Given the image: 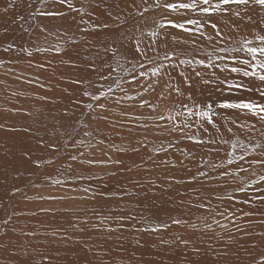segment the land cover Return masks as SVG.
<instances>
[{
    "label": "rangeland",
    "instance_id": "obj_1",
    "mask_svg": "<svg viewBox=\"0 0 264 264\" xmlns=\"http://www.w3.org/2000/svg\"><path fill=\"white\" fill-rule=\"evenodd\" d=\"M153 3L154 0H147L146 4L144 0H72V5L74 8L82 9L81 12H76L70 9L67 3L61 4L58 2V0H0V14H2L0 15L1 16L0 73L5 74L6 75L5 77H7L8 75L12 76L14 74V70H16L14 66L21 65L22 67H27V68H30V66L34 68L40 66L41 69L40 64L43 63L42 64L43 71H41V74L45 73L43 74L45 75L44 78H41L40 75H24L25 77L23 76L21 78V75L18 73V71H15L17 75L12 77L25 80L27 83L31 85L32 84L37 85L36 88L38 91L41 92L45 91L48 94L50 93L48 97L46 94L45 96L41 93L37 94V93L27 92L24 90L22 91L19 89L20 87L17 88L19 90L14 88L10 89V87L0 84V115L6 118L8 117L7 119H3L2 121H0L2 123L8 124V127L5 129H9L13 127L10 130L14 129L13 131H16L15 134L17 133L28 134L30 133L29 129L34 130V132L38 131L37 134L39 135L40 141L42 143L40 146L46 148V146L48 145H56V147L59 148L58 151L49 147L46 149L53 152L55 151L56 154L60 153L59 154L60 157H62L63 153L65 152L64 154L67 155L66 157H68L65 158L67 163L72 161L69 158L71 155L78 154L79 152L85 153L84 158L88 157V159L95 158L94 160H98L96 159L95 154L96 155L99 154L98 156L100 157L101 156L106 157L105 158L106 160L108 157H110L109 155L110 151L106 146L108 145V142L109 144H114V146H117L114 148H122L119 145L118 140L123 138L125 139L126 146L127 148L129 147V151L131 154L130 155L131 157L126 158L124 162L130 163V161H136V159L132 158L133 157L132 150L137 147L140 148V143L138 142L143 141V138H141L142 136L144 137L143 145L145 147H142L141 149L144 157L148 159L150 162L153 161L154 163L162 164V162L164 163L166 160L172 161L173 159H177L176 161H178L177 165L173 168L174 170L170 171V173L167 176L166 174L164 175V173L162 175L157 174L156 171L158 169L157 168L155 169V167L148 168L153 173V178L151 179V182L153 183H150V185L147 186L148 188L146 187L145 183L140 179L137 173L133 174L132 178H129V181L132 183L126 181L128 185L127 183H124L125 182L124 178H122L120 182V184L122 183L121 185L119 183H116L118 179L110 180V181L107 180L108 176H116L117 174L123 173V171H125L123 175L128 174V172H131V170H129L130 168L128 169L124 167L123 171H121L120 169L118 170L116 169L117 174L115 173V175H110L109 171H106L105 175L103 172H101L102 174L101 175L100 172L98 174L96 172H93V169H95L96 166H91L92 167L91 168L90 166L87 167L88 165L85 166L80 164L78 161H72L69 164L72 170H77V169L80 170L79 169L80 166H84L90 169L89 171H87L89 174H91L89 180L91 179V177L92 179H95V181L92 183L95 184L96 186L94 191L95 194L94 193L93 195L90 194L89 201L90 202L93 201L92 203L94 202L99 203L98 204L99 206L97 207H99L100 211L102 212V213L98 212L99 214L97 216V214L96 213L94 214V212L92 211L89 217H86V215L85 217L84 215L82 216L79 215L78 217L75 218V220L78 221L77 224L79 225L73 224L72 226H77L78 228H82L84 230V231L80 230L82 235H88L89 233L91 234L93 232V228L95 226L96 227L99 226L101 228H109L108 230L109 232H117L120 230L127 231L128 229H131L129 230L128 235L134 238L135 240L140 238L146 239L147 235L151 236L148 239H152V238L164 239V238H160L159 235L154 236L156 232L151 231L150 233L147 234L143 232V229L149 228L148 226L152 227L157 225V223L160 224L166 222L165 220L166 215L164 216L163 214L161 215L160 209L157 207L155 208L154 206H156L157 201L163 198L164 196L166 197L169 196L168 199L173 200L174 198V200H176L175 195L182 194V193L176 194L178 190H180V192H185L187 190H190L189 188L190 184L191 185L196 184L200 180L204 179V177L197 176L198 172L202 171L203 168H204V172H207L209 174L208 179L210 180L221 182L232 178V180L234 181H231V183L228 185L229 187L228 189H230L228 190V194L229 195L234 194L238 200H244V199L252 200L253 197L264 195V191H257L258 189H264V181H260L259 179L260 176H264V165H259V164L250 165L248 163L251 160L264 159V155H262L264 154V147H256L254 151L251 150L257 144L264 145V124H261L255 117L247 113H241L240 111L237 110H230V109L218 110L221 111L224 116L229 118L227 122H225V120L223 119L217 118L216 122L220 125V134H217L216 131L207 124H205V127H208L209 131L204 132L203 128L198 127L197 124L195 123L196 120L195 117L192 118V126L188 129H185L184 133H181L179 131L173 132L170 131V129L166 130L164 125H167L168 121L167 120L160 121L157 119L162 114L166 115V106L167 108L177 109L178 105L175 102L184 100L185 103H188L186 99H184L183 97L176 96L175 93H172V96L168 100H158V94L162 89L165 91V93H167L168 91V89L164 88L165 83L171 84L173 88L179 86L181 90L185 92L186 95L188 93H191L193 99L199 102H208V101L220 102L226 99L237 100L244 97H250L256 100L260 99L258 94L255 92L252 93L229 92V90L225 87V85L221 83V81H223L225 78L229 80L238 79L243 83L249 84V86L255 87L258 86L260 83L258 80H249V78H243L238 74L230 73L229 71L221 72L220 68H205L204 66L195 64V60L205 59V61L207 62V54L213 53L212 59L216 64L220 65V67H223L224 64L233 66L232 57L234 56L244 57L245 53L243 51L237 53H233V52L221 53L218 51V49L221 47L239 48L244 40H251L253 42V45H258L259 41L256 40V35L257 34L264 35V9L259 8V6L238 7L233 5L230 6L232 11L226 14L218 13L210 17H207L208 20H211L213 23L217 24L220 32L222 33L223 39L217 36L216 31L212 29L210 26H205L204 28L200 29V31H203L204 33V35L201 36L200 31H196L197 26L195 25H188L189 28L193 29L191 33H185L178 29L164 28L159 30L160 31L159 37H150L149 35L150 31L155 29L157 27V24L161 22L164 18L172 19L176 21H183L187 18H193V19H201V23H204V20L196 13L169 14L167 11L163 9H156L150 7L147 12H144L143 16L138 14L139 12L143 11L145 7L152 5ZM133 5H135V7H133ZM5 7L8 8L7 12L3 11ZM40 11L65 12L68 15L41 16L38 15ZM235 12H239L240 16L237 17L235 15ZM99 13L103 15L102 16L100 14L102 18L99 15ZM104 16L105 18H103ZM249 17L251 19H249ZM81 19H83L87 23H80ZM121 20H126L127 23L122 24ZM93 24L96 25L108 24L109 27L106 29L100 27L96 30H93L91 27ZM41 26H44V28H46L47 31H41ZM82 29H87V30L82 31ZM103 33L106 35H103ZM124 36L139 37L144 44L148 43L150 40L153 39L156 40V44L154 45V50L148 51L149 57L159 56L162 58L165 52H169V53L175 52L176 55L172 57L171 61H162L165 65H169V67L165 71L171 74V79H169L168 76L162 75L160 78V85L157 87L155 93L148 92L145 93L143 96H137L136 99L134 100L122 99L120 103H116V97L124 96L125 92L122 91L120 88L116 87L115 79H120L123 82L122 88L126 90L128 95L136 96V92L138 91V88H136L135 84L126 83L127 80L131 79V75L124 72L121 68L117 67V64H119L122 66L123 69L132 68V63L129 62V59L131 58V54L129 51L131 41L125 40ZM173 37H176V40H173ZM207 37H213V39L209 40ZM184 41H186V43H184ZM9 45H11L12 47L9 48ZM57 45L61 47L60 53H57L55 50ZM110 45L117 47L119 49L115 58H113L111 52L109 53L104 52V48ZM5 49H9V50L5 51ZM24 49H27L30 52L32 51L31 56L26 54L27 52H25ZM37 49H42V50L37 51ZM69 52L74 54L72 55ZM56 54H59L58 57L68 56V55L69 57L68 58L65 57V59L63 58L57 59L58 57ZM15 56H17V60L19 59L21 61L15 60L16 58ZM33 56L36 57V60ZM72 56L74 57L75 61L73 60ZM217 56L224 57V59L223 60L217 59ZM181 59L192 60L193 64L179 65V60ZM37 62L39 63V65H37L38 64ZM90 64H95L96 71H92L90 69L89 67ZM171 64H176L177 67L173 68L171 67ZM105 65H111V67H106ZM147 67H151V66L148 65ZM112 68H116V72L113 74L114 77L113 80L103 81L99 79L101 75H106L109 71L112 70ZM140 70L141 69H139V67L137 66V72H139ZM181 71H183L185 75L191 78L190 87L188 84L184 83V77L180 75ZM196 71L202 73L201 77L195 76ZM48 74L55 76L54 78L55 82H53V84L47 82V77L50 76ZM75 80H87V81H91L92 83L84 84V85L76 84V83L72 84L71 81H75ZM204 80H209L210 83L205 84L203 82ZM148 82H151V80H149ZM94 84H104L105 88H107V86L111 84L112 88L114 89V92L112 94H110L107 97H103L101 98L100 101L96 102L106 105V110H101L96 108L95 111H93L84 107L86 103L90 102L88 97H85L83 95L84 90L87 89L88 91L93 93L99 91L98 88L93 86ZM73 85L75 86V88H73ZM71 87L73 88V90ZM50 89L52 92L50 91ZM68 92H70V94ZM65 94L67 95L65 96ZM141 99H146L150 101V103L154 105L158 104L159 106L156 107L155 110H153L148 106L139 107V103ZM77 101H80L81 103H76ZM123 107H125V110ZM100 117H107V119H102ZM182 120H183L182 116L176 118L177 123H180ZM232 120H235L236 123H232ZM62 121H63V125L66 127L69 123L70 127L66 128L68 131L62 125L61 123ZM155 123H159L161 127L144 128L141 126L145 124L153 125ZM242 123L245 126L239 127V125H241ZM72 124L73 125L75 124V126L72 127L71 126ZM251 125H255V127L252 128L250 127ZM228 128H231L232 131L229 132ZM159 130L161 131L160 132L161 134H158ZM51 131H53L54 133H52ZM69 132L71 133V136H69ZM85 132L86 133L90 132L89 133L90 135L94 134L95 135L93 137L94 139L91 138L90 135H85ZM186 136H197L204 138L206 141L212 139L215 140L216 143L212 144L206 142L203 144H196L192 140L187 139ZM16 138L17 136H13L12 141ZM105 138L108 139L104 140ZM100 139L101 140L103 139L106 145L105 144L103 145V143L102 144L98 143ZM150 139L153 140L156 139V142H150L149 141ZM28 140L34 142V140L30 138ZM63 140L65 141L63 142ZM76 140L77 141L82 140L85 145L84 144L78 145L79 147L77 146L76 149L73 148L72 143ZM225 141H227V143H225ZM234 141L242 142L243 144L248 146L250 151L248 155L245 157L244 161H240L237 159L235 161L236 163L234 162L235 164L229 165L227 163L229 154H233L237 158L243 154V150L239 147V145H237L235 149L232 147ZM56 142L57 144H55ZM90 142L92 143L90 144ZM170 142L174 144V147L168 149L167 152H160L159 154H155L152 151L154 147H159L162 144L165 147H167V145ZM68 147H71L73 149V150H69L71 154L67 152ZM31 149L34 150L35 156H39L37 155L38 153L40 154L41 157H43L41 154L42 153L41 149L37 150L36 145L29 148V150ZM111 150H113V148H111ZM50 151L47 152L48 157H46L45 160L51 159L53 163L54 164L56 163L57 165L58 162L61 161L62 159H59L60 157L58 156V154L54 155L52 154V152L50 153ZM192 155L197 156L195 163L196 171L194 170L195 174L193 175V176H197V179L191 180V182H189L190 178L193 176L187 177L186 174L183 173V171L186 169L187 161L192 157ZM204 155H207L209 160L206 161ZM9 160L10 159L6 160L4 158H0V173L5 174V177L3 175H0V179H1L0 180V243L1 241L5 240L6 237L8 239V237L10 238L11 235H14L15 231L18 228H20V226L22 227L25 226L26 228L30 227L31 230L34 231V233L37 235L42 234L41 233L42 230L47 229L49 231H53L55 227H60L59 232L61 230L63 231L64 229H66V225L59 224V225H53L54 226L53 227L52 225H50L52 224V222L49 223L50 219L46 217L42 218V214L47 210H49V208H51L50 202L47 203L44 202L42 199H38V197L40 198L43 197L44 195L38 197L34 196L36 198L33 199L35 201V204L38 205V207H41L42 210L40 212H37L36 214L33 215L31 214V217L37 216L38 214L40 220L37 221L35 219V221L32 222H30V220L15 221L16 219L14 220L13 217H16L18 215L12 214L9 215L8 217L6 216V212L8 208L18 207L19 205L21 206L22 203L23 204L29 203L30 198H34L31 195L34 194L35 190L39 189V187L37 186L33 187V185H36V180H35L37 178L36 174H35V179H27L26 174H28L27 173L28 170L24 171V174L22 173L21 170L16 171V168L19 165H16L17 164L16 161L10 163ZM53 163L43 164V166L49 168V166H52ZM71 164L73 166H71ZM213 164H222L224 169H230L236 172L237 173L235 175L236 179H234V176L222 179L218 175L219 170L212 168ZM69 165L67 164V166ZM240 165H243V167L247 168L248 171L246 172L239 171ZM11 170L13 173H10ZM188 170L191 171L190 168ZM57 171L58 170H55L47 174L45 176L46 179L45 183H49L50 184L49 186L51 188L61 187L62 189L70 193L69 196L74 195L76 197L77 195V198L80 199L79 192L84 191V188H80L81 186L79 187L76 186L75 182L76 184H79L77 182L82 183V181H84L83 179L84 174L82 175L80 174L81 175V179H80V175H77L78 177L76 175H74L75 177L74 176L64 177L63 173H60L59 175L58 174L55 175ZM18 174H23V175L19 177ZM7 175H10L9 178ZM131 175L132 174L128 176ZM49 176H51L53 179H59L63 181V183L60 185H56L47 179V177ZM70 179L71 180L74 179L73 180L74 183L70 182ZM76 179L77 181H75ZM101 179L104 180L105 182L112 181L111 183L114 182L116 185H120V186L116 187V185H114L116 190L114 189L113 186H109V185L107 187L101 185L103 186L101 187L98 185L99 184L98 182ZM178 180L181 181V183H177L176 181ZM254 181L255 183H253ZM242 184L245 186L251 185V187H247L246 193L232 192V189ZM68 185L71 186L69 187ZM144 188L147 189L148 191L145 190ZM17 189H19V191H17ZM117 190H119V192ZM123 190L125 191L123 192ZM126 191L128 192V194ZM106 192L107 194H105ZM129 193L130 195H132L131 197L129 196ZM143 193L144 195H142ZM156 194H158V196ZM216 194L223 195L224 191ZM190 196L189 199L192 201L194 195L190 194ZM208 198L212 199V194ZM133 200L134 203L137 202V200L143 202L142 206L144 207L145 205L146 207H149L150 212L148 214H145L146 212L143 211V207L134 205L132 202ZM121 201L123 202L121 203ZM148 201L150 203H148ZM201 201L202 200H200V202ZM203 201L206 200L203 199ZM211 202L213 208H215L217 212H223L225 208H227L228 213H233V212L235 213V216H228V219H225L224 217L221 216H216V219L220 221V224L223 223L232 224L236 219H238L242 215L241 214L242 209L243 211L247 212L250 207H253L252 204H236L235 202H229L227 200L218 201L215 199L212 200ZM253 203L255 204V207L260 210L259 213L264 214V201L254 200ZM46 204L48 205L46 206ZM151 205L153 206L151 207ZM193 206L194 205H192V207ZM195 208L196 210L198 209L197 207ZM137 210L138 212H136ZM200 211L201 209L197 210L196 213H199ZM202 211L200 212V214H197L195 218L194 217L192 218L191 216V219L188 220L189 224H195L198 227L200 225H204L209 219L212 221V215L214 214L210 215L206 210H202ZM124 213L125 215L127 214L126 215L127 217L123 215ZM228 213H226V215H228ZM121 216L124 217V221L119 219ZM162 216L163 219H161ZM98 220L100 223L98 222ZM5 221H7V223H5ZM147 222L151 225H148ZM181 228L185 233H188V230L193 229L192 227H189L188 224H182ZM136 229H138L137 231H140V233L135 232ZM160 231H164V229H161ZM253 232H251V238L254 242V244H252L251 246L252 249H253V245L256 246L257 244L256 240L260 241L262 238H264V229L257 226V230L254 229ZM3 233L4 234L6 233L5 234L6 236ZM203 235H205L203 232L193 233L192 239H199V237ZM243 237H241L240 239H242ZM64 238L65 241L63 243L72 241L70 237H64ZM165 238L174 240V236L172 234H169ZM227 243L228 246L231 249H233L234 251L233 254L236 255L234 257L242 256L244 255L245 251H247L246 250L247 248L244 247L243 250L240 251L236 247V245L232 243L230 239L227 241ZM229 243L232 244L230 245ZM42 244L47 245L48 247L51 248L56 247V243L53 240H44ZM96 245L98 246L99 243ZM94 246L92 247L93 249L95 248ZM210 248L214 249L213 247ZM210 248H208V250H210L211 252H207L203 254L201 252L198 253V251H194L195 249L194 247L191 249V252L194 253V254L192 253L193 255H195L197 252V255L195 256L203 259L197 262V264L198 263L204 264L203 263V261L205 260L204 257L212 258L214 261L221 259L220 253L222 252L216 250H219V248L223 249V246L220 245L219 247H217L214 250L216 252L214 254H213L214 251H212Z\"/></svg>",
    "mask_w": 264,
    "mask_h": 264
},
{
    "label": "bare ground",
    "instance_id": "obj_2",
    "mask_svg": "<svg viewBox=\"0 0 264 264\" xmlns=\"http://www.w3.org/2000/svg\"><path fill=\"white\" fill-rule=\"evenodd\" d=\"M90 6V5H89ZM93 7V6H92ZM96 9V8H95ZM101 9V8H100ZM102 10V9H101ZM100 10V11H101ZM99 11V10H98ZM103 13V12H102ZM101 13H99L100 15ZM2 15V14H0ZM68 15V14H67ZM98 15V14H97ZM98 15V16H99ZM102 15V14H101ZM100 15V16H101ZM105 15V14H104ZM7 16V15H6ZM103 16V15H102ZM101 16V18H102ZM108 16V15H107ZM106 16V17H107ZM127 16V15H126ZM105 18V16L103 17ZM1 19V16H0ZM1 24V23H0ZM48 26V25H47ZM44 27V26H43ZM17 28V27H16ZM106 29V28H105ZM104 29V31H105ZM15 30V29H14ZM37 30V29H36ZM59 31V30H58ZM16 33V31H15ZM20 34V33H19ZM103 35H106L103 33ZM43 36V35H42ZM18 37V36H17ZM37 37V36H35ZM41 37V36H39ZM11 39V37H10ZM16 39V38H15ZM44 39V38H43ZM39 41V40H38ZM42 41V40H41ZM10 42V41H9ZM68 45V44H67ZM23 48V47H22ZM21 48V49H22ZM35 50V49H34ZM33 50V51H34ZM42 50V49H41ZM32 52V51H31ZM35 53V52H34ZM41 53V52H40ZM71 53V52H69ZM86 53V52H85ZM27 54V53H26ZM72 54V53H71ZM74 54V53H73ZM72 54V55H73ZM127 54V52H126ZM40 55V54H39ZM57 57L59 56V54H56ZM55 55V56H56ZM67 55V54H66ZM38 56V55H37ZM50 56V55H49ZM15 60H17V56H15ZM34 57V56H33ZM65 57H69L68 56H61L58 57L57 59L63 58L65 59ZM111 57V56H110ZM36 60V57H34ZM54 58V57H53ZM73 60L74 57L72 56ZM28 59V58H26ZM87 59V58H86ZM19 60V59H18ZM17 60V61H18ZM23 60V59H22ZM81 60V59H80ZM6 61V60H5ZM21 61V60H19ZM57 61V60H55ZM61 61V60H60ZM75 61V60H74ZM12 62V61H11ZM30 63V62H29ZM38 63V62H37ZM10 64V63H9ZM8 64V65H9ZM36 64V63H35ZM43 63H41L40 65H42ZM5 65V64H4ZM17 65V64H16ZM39 65V63L37 64ZM46 65V64H45ZM44 65V66H45ZM16 70H14V74L12 76H16L17 74L15 73V71H18V73L21 75V78L24 75H40L41 78H44L45 73L41 74L42 67L40 69V66L37 68L31 67L27 68V67H22L21 65H17L14 66ZM29 67V66H28ZM49 67V66H48ZM59 67V66H58ZM51 68V67H50ZM54 69V68H52ZM58 69V68H57ZM46 71V70H45ZM4 72V71H3ZM8 72V71H7ZM63 74V73H62ZM50 75V74H48ZM74 75V74H73ZM3 73H0V84L5 85L7 87L14 88L17 89L19 88L20 90H24L27 92H31V93H41L43 95H49L48 93L41 92L38 91L35 84H29L27 83L25 80H22L20 78H16V77H12V76H7ZM66 76V75H65ZM25 77V76H24ZM55 76L54 75H50L47 77V82H49L50 84H53V82H55L54 80ZM121 78V77H120ZM33 79V78H31ZM57 79V78H56ZM61 80V79H59ZM73 84V83H72ZM57 85V84H56ZM40 87V86H39ZM47 87V86H44ZM62 87V86H61ZM36 88V89H35ZM42 88V87H41ZM40 88V89H41ZM57 88V87H56ZM72 88V87H71ZM73 88H75V86L73 85ZM72 88V90H73ZM132 88V87H130ZM137 88V86H136ZM17 89V90H19ZM39 89V90H40ZM45 89V88H44ZM47 89V88H46ZM16 90V91H17ZM58 90V89H57ZM76 90V89H74ZM51 91V89H50ZM62 91V90H61ZM11 92V91H10ZM52 92V91H51ZM72 92V91H71ZM15 93V92H14ZM18 93V92H17ZM56 93V92H55ZM60 93V92H58ZM70 94V92H68ZM53 94V93H51ZM42 95V96H43ZM45 95V96H46ZM59 95V94H57ZM64 95V94H63ZM67 94H65L66 96ZM61 96V95H60ZM154 96V95H153ZM4 97V95H3ZM49 97V96H48ZM124 96H121V98ZM35 98V97H34ZM52 98V97H51ZM89 99V98H88ZM65 100V99H64ZM74 100V99H73ZM54 101V100H53ZM129 102V101H128ZM57 105V104H56ZM55 105V106H56ZM117 105V104H116ZM115 105V106H116ZM54 106V105H53ZM118 106V105H117ZM20 107V106H18ZM26 107V106H24ZM52 107V106H51ZM59 107V106H58ZM119 107V106H118ZM55 108V107H53ZM125 110V107H123ZM57 109V108H56ZM114 109V108H113ZM117 109V108H116ZM131 109V108H130ZM33 110V109H32ZM115 111V110H114ZM135 111V110H133ZM132 113V111H131ZM130 113V114H131ZM134 114V113H133ZM23 115V113H22ZM132 115V114H131ZM8 118V117H7ZM6 117L0 115V121H2L3 119H7ZM66 118V117H65ZM10 119V118H9ZM71 120V119H70ZM64 121V120H63ZM63 121L61 122L63 125ZM66 122V121H65ZM66 124V123H64ZM61 125V124H60ZM64 126V125H63ZM72 127L75 126V124L71 125ZM104 126V125H103ZM8 127V124L6 123H2L0 122V158H4L6 160L10 159L9 162L12 163L13 161H16V165H19L16 168V171L21 170L22 173L24 174V171L28 170L26 174V178L27 179H35V174L37 176L36 180V185L39 187V189L34 191V194H32L31 196H46V197H63V199H42L41 197L38 199H42L44 202H47L51 204V208H49V210H47L46 212H44L42 214V218L46 217L48 219H50L49 223L52 222V224L50 225H66V229H64L63 231L61 230L59 232L60 227H55V229L53 231H49V230H42V234L37 235L34 233V231L31 230L30 227H22L20 226V228H18L15 231L14 235H11L10 238L6 237L5 240L1 241L0 243V264H197V262L203 260L200 257H197L195 255H197V252L195 255H193L194 253L191 252V249L194 247L195 249H198V253L201 252L203 253H207V252H211L210 250H208V248L213 247L214 249H211L212 251H214L217 247H219L220 245L223 246V249L216 250V251H220L222 253H220V257L221 259H218L217 261H214L212 258L209 257H204L205 260L203 261L204 264H255L256 261H258L261 257H264V238H262L260 241H257V244L255 247H253L252 249V244H254L252 238H251V232H253V230H257V226L264 229V214L259 213L260 210L256 207H250L249 208V212L254 213V215L251 216H243V209L241 212V216L236 219L232 224H226L227 227L226 228H221L220 226H218L215 223H212L213 221H211L210 219L206 222V223H210L212 224V229L208 230L206 228H204V225H200L195 229L192 230H188V233L183 232L181 225H174L171 224V218H179L181 220H190L191 216L192 218L196 217L197 214L196 213L197 209L192 205H196L200 202V200H203L205 198H208L211 194H213V192L215 191V193H219V192H223L224 190L220 187L222 184L227 183V185H229L231 183L232 178L225 180V181H221V182H216L210 179H202L199 182H195L196 184H190L189 188L190 190H187L185 192H180V190L177 191L176 194L178 193H182L179 195H175V199H168V197L164 196L163 198H158L160 200L157 201L156 206H154L155 208H159L161 211V215L163 214L166 215V222L167 224L170 225V227L164 229V231H159L156 232L154 234V236L159 235L160 238H164V239H148L151 236L147 235L146 239H137L135 240L134 238L130 237L128 235L129 230L127 231L125 230H120L117 232H109V228H101V227H94L93 228V232L88 235H82L81 231H84L82 228H78L77 226H72L74 225H79L77 224L78 221L75 220L76 217H78L79 215H86V217H89L90 213L93 211L94 214L96 213L97 216L98 214L101 212L98 204L99 203H92L89 201V197L90 194L93 195L94 191H95V184H93L92 182L95 181V179H91L89 180L91 174H89L87 171H89L90 169L84 166H80V170H72L70 167V163L72 162H68L66 161L65 158L67 155H65L63 153V156L60 157V153L58 154V156L60 157L59 159H62L61 161H57L58 164L56 165V163L52 166H49V168H46L42 165V167H36L35 164L33 163V161L35 160H40V161H44L46 157H48V151L46 148H48V146H46V148L41 147L40 145L42 144L39 138V135L37 134L38 131L34 130H30V133H16V131L10 130L13 127L9 128V129H5ZM65 129L70 127L69 123L66 126H64ZM90 127V126H89ZM88 127V128H89ZM16 128V127H15ZM55 128V127H54ZM86 128V127H85ZM64 129V130H65ZM76 129V128H75ZM36 130V129H35ZM67 130V129H66ZM70 130V129H69ZM168 130V129H166ZM42 131V130H41ZM68 131V130H67ZM72 131V130H71ZM70 131V132H71ZM80 131V130H77ZM76 131V132H77ZM107 131V130H106ZM171 131V130H170ZM169 131V132H170ZM52 133H54L53 131H51ZM50 132V133H51ZM64 132V131H63ZM69 132V133H70ZM74 132V131H73ZM82 132V131H81ZM80 132V133H81ZM104 132V131H103ZM115 132V131H114ZM113 132V133H114ZM118 132V131H117ZM161 131L159 130V133L157 131L158 134ZM166 132V131H165ZM43 133V132H42ZM56 133V132H55ZM84 133V131H83ZM86 133V132H85ZM90 133V132H89ZM116 133V132H115ZM67 134V133H65ZM75 134V133H74ZM77 134V133H76ZM49 135V134H48ZM55 135V134H54ZM82 135V134H81ZM80 135V136H81ZM121 135V134H120ZM13 136H17L16 139H14L12 141V137ZM66 136V135H65ZM79 136V139H80ZM91 138H93L95 135L91 134L90 135ZM82 137V136H81ZM125 137V136H124ZM128 137V136H127ZM32 139L34 140V142H31L28 139ZM56 138V136H55ZM77 138V137H76ZM90 138V139H91ZM96 138V137H95ZM104 138V137H103ZM121 138V137H120ZM141 138H143L144 141V137L142 136ZM82 139V138H81ZM87 139V138H86ZM94 139V138H93ZM108 138H105L104 140H106ZM115 139V138H114ZM158 139V138H157ZM52 140V139H51ZM101 140V139H100ZM103 140V139H102ZM103 140V141H104ZM65 140H63L64 142ZM77 141V140H76ZM86 141V140H85ZM142 141V142H143ZM150 142H156V139H150ZM59 142V141H58ZM62 142V143H63ZM119 145L122 148H114L117 146H114V144H109L108 145L105 144V141L103 143V145L105 144L108 149H109V155L113 160H119L122 163L121 164H108V165H96V168L93 169V172H96L97 174L100 172H103L105 175L106 171L110 172V175H112V173H116V169H120L121 171L124 170L125 168H130L131 172H128V174L123 175V173L125 171H123V173L121 174H117L116 176H108L107 180H115L118 179L116 181V183L121 182L122 178H124V183H127L126 181H129V178H132L133 174H138L140 179L145 183L146 187L150 185L151 179L153 178V173L148 169V168H157L158 170L156 171L157 174L162 175L164 173V175L166 174V176L170 173V171L174 170L173 168L177 165L178 161H176L177 159H173L172 161H165L164 163L162 162V164H157L154 163L153 161H149L148 159H146L143 155L142 152V147H145L144 145L141 146L140 144V151L136 152L132 150V154L134 159H136V161H130V163H125L124 161L126 160V158L131 157L130 155V151H129V147L127 148L126 146V142L125 139H119L118 140ZM36 143V144H35ZM89 143V142H87ZM92 142H90L91 144ZM124 143V144H123ZM57 144V142L55 143ZM37 146V150L41 149V154L43 157L40 156V154L37 153V155L39 156H35L34 155V150L31 149L29 150V148L33 147V146ZM61 145V144H60ZM85 145V144H84ZM70 146V145H69ZM87 146V145H86ZM79 147V146H78ZM119 147V146H118ZM50 148V147H49ZM58 148V147H56ZM111 148H113V150H111ZM59 149V148H58ZM66 149V148H65ZM76 149V148H75ZM107 149V150H108ZM119 149V150H118ZM67 150V149H66ZM69 150H73L71 147H68V151ZM46 151V153H45ZM76 151V150H75ZM78 151V149H77ZM95 151V150H94ZM29 153L31 156V159L27 158L24 154L25 153ZM52 152V154L57 155L56 152L54 151H50V153ZM208 152V151H207ZM75 153V152H74ZM145 153V152H144ZM257 153V152H256ZM69 154H71L69 152ZM150 154V153H149ZM34 155V156H33ZM90 155V154H89ZM99 155V154H98ZM95 154L96 159L99 160H105L106 157L104 156H98ZM261 155V154H259ZM159 156V155H158ZM206 161L209 160V158L207 157V155H204ZM160 157V156H159ZM168 157V156H167ZM252 157V156H250ZM70 158V157H69ZM94 158V157H93ZM174 158V157H172ZM171 158V159H172ZM177 158V157H176ZM196 158L197 156L192 155V157L190 159H188L187 161V166L186 169L183 171L184 174H186L187 177H191L193 176L194 170L196 171L195 168V163H196ZM259 158V157H258ZM64 159V160H63ZM88 159V157H87ZM95 159V158H94ZM108 159V158H107ZM106 159V160H107ZM48 160V159H47ZM128 160V159H127ZM130 160V159H129ZM217 160V159H216ZM259 160V159H258ZM195 161V162H194ZM214 161V160H213ZM156 162V161H155ZM9 163V164H10ZM124 163V164H123ZM236 163V162H235ZM233 163V164H235ZM67 164L69 166H67ZM157 164V165H156ZM232 164V165H233ZM75 165V164H74ZM180 165V164H179ZM178 165V166H179ZM71 166H73L71 164ZM86 166V165H85ZM235 166V165H234ZM241 166V165H240ZM5 167V166H4ZM70 167V168H69ZM91 167V166H90ZM180 167V166H179ZM203 167V166H202ZM6 168V167H5ZM73 168V167H72ZM77 168V167H76ZM92 168V167H91ZM115 168V169H114ZM190 168L191 171H189L188 169ZM8 169V168H7ZM54 169V170H53ZM75 169V168H74ZM146 169V170H145ZM178 169V168H177ZM180 169V168H179ZM55 170H58L55 175H59L60 173L64 174V177L66 176H74V175H82L84 181H82V183L77 182L79 184H76V186H81L80 188H87L89 189L88 193L82 191L79 192L78 195L80 196V199L77 198L74 195L69 196L70 193L64 189H62L60 186V188H51L49 185V183H45V176ZM95 170V171H94ZM127 170V169H126ZM86 171V172H85ZM198 171V170H197ZM202 171H204V168L202 169ZM7 172V171H6ZM10 173H13L12 170L10 171ZM172 173V172H171ZM181 173V171H180ZM182 173V174H183ZM197 173V172H196ZM23 174H18L19 177H21ZM132 174L131 176H128ZM147 174V175H146ZM0 175H3L5 177L4 173H0ZM17 175V174H16ZM81 175H80V179H81ZM102 175V174H101ZM179 175V174H178ZM245 175V174H244ZM8 178L10 175H7ZM41 176V177H40ZM62 176V175H60ZM124 176V177H123ZM185 176V175H182ZM181 176V177H182ZM30 177V178H28ZM75 177V176H74ZM73 177V178H74ZM78 177V176H77ZM76 177V178H77ZM170 177V176H169ZM236 176H234V179ZM94 178V177H93ZM135 178V177H134ZM61 179V178H60ZM103 179V178H102ZM100 180L98 183L99 186L103 185L105 187L109 186H113L116 185L114 182H105L104 180ZM1 180V179H0ZM15 180V179H14ZM34 180V181H35ZM65 180V179H64ZM74 179H70V182H73ZM181 180V179H180ZM66 181V180H65ZM77 181V179L75 180ZM79 181V179H78ZM179 181V180H178ZM183 181V180H182ZM198 181V180H197ZM238 181V180H237ZM69 182V183H70ZM130 182V181H129ZM135 182V181H134ZM137 182V181H136ZM74 183V182H73ZM132 183V182H130ZM142 183V182H141ZM239 183V182H238ZM237 183V185H238ZM122 184V183H121ZM120 184V185H121ZM235 184V183H233ZM232 184V185H233ZM9 185V184H8ZM25 185V184H24ZM120 185H116V187H119ZM126 185V184H125ZM128 185V183H127ZM142 185V184H141ZM195 185V188H194ZM7 186V185H6ZM69 186V185H68ZM71 186V185H70ZM69 186V187H70ZM101 186V187H103ZM131 186V185H130ZM144 186V184H143ZM186 186V185H185ZM234 186V185H233ZM74 187V186H73ZM72 187V188H73ZM123 187V186H122ZM168 187V186H167ZM15 188V187H14ZM75 188V187H74ZM111 188V187H110ZM139 188V186H138ZM148 188V187H147ZM150 188V187H149ZM229 188V187H228ZM8 189V188H7ZM70 189V188H68ZM79 189V188H77ZM99 189V188H98ZM105 189V188H104ZM112 189V188H111ZM114 189L116 190V188L114 187ZM128 189V188H127ZM145 189V188H144ZM143 189V190H144ZM155 189V187H154ZM153 189V190H154ZM182 189V188H181ZM195 189V190H194ZM75 190V189H73ZM101 190V189H100ZM138 190V189H137ZM147 190V189H145ZM152 190V189H150ZM230 190V189H228ZM250 190V189H249ZM254 190V189H253ZM72 191V190H71ZM78 191V190H77ZM119 192V190H117ZM125 190H123L124 192ZM130 191V190H129ZM142 191V190H141ZM148 191V190H147ZM174 191V190H173ZM76 192V191H75ZM99 192V191H98ZM117 192V193H118ZM122 192V191H120ZM127 192V191H126ZM143 192V191H142ZM145 192V191H144ZM73 193V192H72ZM116 193V195H117ZM163 193V192H162ZM168 193V192H167ZM31 194V193H30ZM36 194V195H35ZM95 194V193H94ZM107 194V192L105 193ZM115 194V193H114ZM128 194V192H127ZM140 194V193H139ZM138 194V195H139ZM146 194V193H145ZM159 194V193H158ZM158 194H156L158 196ZM166 194V192H165ZM190 194H193V199L192 201L189 199ZM12 195V194H11ZM91 195V197H92ZM144 195V193L142 194ZM152 195V194H151ZM172 195V196H174ZM43 196V197H44ZM97 196V195H95ZM123 196V195H122ZM129 196L131 197L132 195ZM146 196V195H145ZM153 196V195H152ZM107 197V196H106ZM114 197V196H113ZM117 197V196H116ZM115 197V198H116ZM140 197V196H139ZM143 197V196H142ZM141 197V198H142ZM192 197V196H190ZM34 198H30L29 203H25L18 207H11L7 209L6 212V216L8 217L9 215H18L16 217H13L15 221H25V220H30V222L35 221V219L38 221L39 216L37 214V216H33L31 217V214H36L37 212H40L42 210L41 207H38V205L35 204V201L33 199ZM104 198V197H103ZM121 198V197H120ZM156 198V197H155ZM122 199V198H121ZM120 199V200H121ZM144 199V198H143ZM196 199V201H195ZM12 200V199H11ZM97 200V199H95ZM107 200V199H106ZM141 200V199H140ZM157 200V199H156ZM206 200V199H205ZM215 200V199H211ZM13 201V200H12ZM111 201V200H110ZM109 201V202H110ZM125 201V200H124ZM143 201V200H142ZM207 201V200H206ZM204 201V202H206ZM114 202V201H113ZM123 201H121L122 203ZM131 202V201H130ZM134 205H138V206H142L143 202L138 201L134 203V200L132 201ZM62 203V204H61ZM111 203V202H110ZM117 203V202H116ZM148 203H150L148 201ZM212 203V202H211ZM154 204V203H153ZM48 204H46L47 206ZM111 205V204H110ZM115 205V204H114ZM120 205V204H119ZM124 205V203H123ZM122 205V206H123ZM149 205V204H146ZM44 206V205H43ZM45 206V207H46ZM102 206V205H101ZM153 205H151L152 207ZM103 207V206H102ZM128 207V206H127ZM126 207V208H127ZM143 207V206H142ZM48 208V207H47ZM105 208V207H104ZM115 208V207H114ZM129 208V207H128ZM127 208V209H128ZM135 208V206H134ZM113 209V208H112ZM133 209V208H132ZM107 210V208H106ZM139 210V209H138ZM138 210L136 212H138ZM158 210V209H157ZM103 211V210H102ZM143 211H145V214H148L150 212L149 207H146L144 205L143 207ZM247 211V212H248ZM99 212V213H98ZM110 212V211H109ZM115 212V211H114ZM122 212V211H121ZM124 212V211H123ZM126 212V211H125ZM203 212V211H202ZM102 213V212H101ZM107 213V211H106ZM111 213V212H110ZM109 213V215H110ZM116 213V212H115ZM154 213V212H153ZM93 214V213H92ZM121 214V213H120ZM140 214V213H139ZM108 215V216H109ZM124 216L125 213L123 214ZM131 215V214H130ZM138 215V214H137ZM153 215V214H152ZM94 216V215H93ZM107 216V215H105ZM104 216V217H105ZM139 216V215H138ZM149 216V215H148ZM160 216V215H159ZM163 216L161 219H163ZM201 216V215H199ZM198 216V217H199ZM3 217V216H2ZM117 217V216H116ZM127 217V216H126ZM132 217V216H131ZM161 217V216H160ZM238 217V216H237ZM41 218V219H42ZM158 218V217H157ZM89 219V218H86ZM108 219V218H107ZM128 219V218H127ZM132 219V218H131ZM137 219V218H136ZM13 220V219H12ZM95 220V219H94ZM241 220V222H240ZM88 221V220H87ZM104 221V220H103ZM124 221V220H123ZM147 221V220H146ZM155 221V220H154ZM159 221V220H158ZM163 221V220H161ZM230 221V219H229ZM99 222V220H98ZM122 222V221H121ZM156 222V221H155ZM240 222V223H239ZM86 223V221H85ZM100 223V222H99ZM108 223V222H106ZM160 223V222H159ZM164 223V222H163ZM228 223V222H227ZM145 224V223H144ZM148 225H151L147 222ZM158 224V223H157ZM88 225V224H86ZM154 225V224H153ZM82 226V225H80ZM37 227V226H36ZM54 227V226H53ZM150 229L151 227L148 226ZM153 227V226H152ZM84 228V227H83ZM42 229V228H41ZM146 229V228H145ZM138 229L135 230V232L140 233V231H137ZM33 233H32V232ZM6 232V231H5ZM38 232V231H37ZM91 232V230H90ZM144 233H150L151 230L148 231H144ZM196 232H203L205 235L200 236L199 239H192V234L196 233ZM8 233V232H7ZM31 233V234H28ZM254 233V232H253ZM4 234V233H3ZM6 234V233H5ZM4 234V235H5ZM169 234H172L174 236V240L171 239H166L165 237H167ZM6 236V235H5ZM95 236V237H92ZM244 236V237H243ZM64 237H70L72 239V241L70 242H65V238ZM241 237H243L242 239H240ZM180 239V240H179ZM231 240L232 243H234L236 245V247L242 251L243 247L247 248L244 253V255L242 256H236L233 251V249H231L228 246L227 241ZM255 239V238H254ZM44 240H53L56 243V247L51 248L48 247L47 245L42 244V242ZM187 240L188 244H184L182 243V241ZM99 245L97 246L96 244ZM232 243H229L230 245ZM95 245V246H94ZM95 247L94 249L92 247ZM210 246V247H207ZM249 249V250H248ZM224 251V252H223ZM249 251V252H248ZM239 252V251H238ZM193 253V254H192ZM216 253L215 251L213 252V254ZM240 253V252H239ZM233 255V256H232ZM47 257V260H45L44 258ZM218 257V258H220ZM216 258V257H215ZM199 264V263H198Z\"/></svg>",
    "mask_w": 264,
    "mask_h": 264
},
{
    "label": "snow or ice",
    "instance_id": "obj_3",
    "mask_svg": "<svg viewBox=\"0 0 264 264\" xmlns=\"http://www.w3.org/2000/svg\"><path fill=\"white\" fill-rule=\"evenodd\" d=\"M59 3L64 4L67 3L68 7L76 12H81L82 9H76L72 5V0H58ZM145 4L147 3V0H144ZM259 6V8L264 9V0H154V3L152 5H149L143 9V11L139 12L138 14L143 16L144 12H147L149 8H156V9H163L167 11L169 14H180V13H196L198 16H200L204 23H201V19H193V18H187L183 21H176L172 19L164 18L161 22L157 24V27L150 31L149 35L150 37H159L160 35V29L164 28H172V29H178L185 33H191L193 29L189 28L188 25H195L197 26L196 31H200V29L204 28L205 26H210L212 29L216 31V35L219 36L221 39H223L222 33L220 32L217 24L213 23L211 20H208L207 17H210L214 14L218 13H228L232 11L230 6ZM135 7V5H133ZM3 11L7 12L8 8L5 7ZM38 15L41 16H66L67 13L65 12H44L40 11ZM111 15V14H110ZM235 15L237 17L240 16L239 12H235ZM119 19V17H118ZM249 19H251L249 17ZM80 23H87L83 19H81ZM121 23H127L126 20H121ZM93 30H96L100 27L108 28V24L104 25H96L93 24L92 26ZM87 29H82V31H86ZM41 31H47L46 28L41 26ZM123 35V34H122ZM200 35L203 36V31H200ZM209 40L213 39V37H207ZM71 39V38H70ZM125 40H130V54L131 58L129 59V62L132 63L131 69H123L121 65L117 64V67L121 68L124 72L131 75V79L127 80L126 83L128 84H135L138 88V91L136 92V96L128 95L126 90L122 88V81L120 79H115V84L117 88H120L122 91L125 92L124 97H116V103H120L122 99L127 100H134L137 96H143L145 93L148 92H156L157 87L160 85V78L162 75L168 76L169 79H171V74L167 71H165L169 65H165L162 61H171L172 57L176 55L175 52H165L163 57H149L148 51L154 50V45L156 44V40H150L148 43L144 44L139 37H128L124 36ZM173 40H176V37H173ZM256 40L259 41L258 45H253V42L251 40H244L239 48H226L221 47L218 49L221 53H228L233 52L237 53L240 51H243L245 53L244 57L240 56H234L232 57L233 60V66H229L228 64H224L223 67H220V65L216 64L214 60L212 59L213 53L207 54V62L205 59H198L195 60V64L204 66L205 68H220L221 72L229 71L230 73L238 74L239 76L243 78H249V80H258L260 83L258 86L252 87L249 86L247 83H243L238 79H232L229 80L225 78L223 81H221L222 84L225 85V87L229 90V92L235 93V92H248L252 93L255 92L259 96V100L252 99L250 97H244L237 100H231L226 99L222 100L220 102H199L193 99L191 93L185 94L184 91L181 90L179 86L172 87L171 84L165 83L164 88L168 89L167 93L162 89L160 93L158 94V100H168L172 93H175L178 97H183L188 101V103H185L184 100H180L177 103L178 107L177 109L167 108L166 106V115L162 114L157 119L160 121L167 120L168 124L164 125L166 129H170L171 131H179L181 133H184L185 129H188L192 126V118H196L195 123L198 127L203 128L204 132H208L209 128L205 127V124L209 125L212 129L216 131L217 134H220V125L216 122L217 118L225 120V122L228 121V117L224 116L221 111L218 110H237L241 113H247L253 117H255L261 124H264V35L257 34ZM186 43V41H184ZM12 46L9 45V48ZM9 49H5V51H8ZM56 52H61V47L57 45ZM25 52L29 56H31V52L27 49H24ZM37 51H41V49H37ZM119 49L114 46H108L104 48L105 53H112L113 58L117 55ZM128 58V57H126ZM217 59L223 60L224 57L217 56ZM193 64L192 60L189 59H181L179 60V65H191ZM150 65L151 67H147ZM75 66V65H74ZM106 67H111V65H105ZM137 66L139 69H141L139 72H137ZM43 67V65H41ZM90 69L92 71H96L95 64L89 65ZM171 67L175 68L177 67L176 64H171ZM116 72V68H112L111 71H109L106 75H101L99 77L100 80L103 81H110L113 80V74ZM135 73V74H133ZM180 75L184 77V83L188 84L189 87L191 86V78L183 71L180 72ZM202 73L199 71L195 72V76L201 77ZM151 80V82H148ZM72 83L76 84H90L91 81L87 80H75L71 81ZM205 84L210 83L209 80L203 81ZM94 87L98 88L99 91L96 93L90 92L87 89L84 90L83 95L85 97L89 98L88 103L84 105L85 108L89 110L95 111L96 108L101 110H106V105L96 103L101 100L103 97H107L110 94L114 92V89L112 88L111 84L105 88L104 84H94ZM76 103H81L80 101H77ZM95 105V107H94ZM148 106L152 108L153 110L158 107V104H152L150 101L146 99H141L139 103V107ZM67 114V113H66ZM183 117V120L180 123L176 122L177 117ZM96 118V117H94ZM102 119H107V117H100ZM232 123H236L235 120H232ZM144 128L148 127H155L160 128L161 125L159 123H155L153 125H141ZM245 125L242 123L239 125V127H244ZM250 127L254 128L255 125H251ZM74 131V130H73ZM228 131L231 132L232 129L228 128ZM85 135H90L89 133H85ZM222 135V134H221ZM69 136H71V133H69ZM187 139L192 140L196 144H203V143H216L215 140L209 139L205 140L204 138L197 137V136H186ZM146 139V137H145ZM98 143H104L103 140L98 141ZM143 146V142H138ZM227 143V141H225ZM84 142L82 140L74 141L72 143V147L76 148L78 145H83ZM239 145V147L243 150V154L240 155L238 158L234 156L233 154H229L227 163L229 165H232L237 159L240 161H244L245 157L248 155L250 149L248 146L243 144L239 141H234L232 144V147L235 149L236 146ZM48 147L58 151L59 149L56 148V145H48ZM174 147L173 143H169L167 147H165L163 144L159 147H154L152 151L155 154H159L160 152H167L168 149ZM256 147H264V145L257 144L251 149L252 151L255 150ZM119 150V149H118ZM140 149L139 147L133 149V151L138 152ZM27 158L31 159V156L29 153L24 154ZM264 155V154H262ZM85 153L79 152L78 154H74L70 156V159L72 161H78L82 165H88V166H96V165H108L110 163H116L121 164L122 162L119 160L112 161L111 157H108L107 160H94V159H87L84 158ZM33 163L36 165V167H42L43 164H51L53 161L51 159L40 161L35 160ZM166 163V162H165ZM250 165H264V159L260 160H251L248 162ZM213 169L219 170L218 175L219 177L228 178L233 177L237 173L230 170V169H224L222 164H213ZM130 170V169H129ZM239 171H248L247 168H244L243 165L240 166ZM112 175H115V173H112ZM197 176L209 178V174L204 171L198 172ZM197 176H193L190 178L189 182L191 180L197 179ZM48 180H50L52 183L56 185H60L63 183V181L59 179H53L51 176L47 177ZM260 181H264V176H260ZM177 183H181V181H176ZM255 183V181L253 182ZM224 190L223 195L216 194L215 191L212 194V198L218 200V201H224L227 200L229 202H235L236 204H252L253 207H255V204L253 203L254 200H261L264 201V195L253 197L252 200L244 199V200H238L236 196L229 195L228 194V185L227 183L222 184L220 186ZM247 187H251V185H240L234 189H232L233 193L239 192V193H246ZM19 191V189H17ZM85 192L89 191V189L85 188ZM257 191H264V189H258ZM42 199H63V197H41ZM207 202H204L203 200L198 203L197 205H194V207H197L198 209L206 210L210 215H212V221L213 223L217 224L221 228H226V224H220V221L216 219V216L224 217L225 219H228V216H235V213H228V209L225 208L223 212H217L215 208H213L211 204L210 198H205ZM228 213V215H226ZM254 215L252 212H243V216H251ZM120 220H124V217L121 216L119 218ZM7 223V221H5ZM171 224L174 225H181V224H188L189 227H192L193 229L197 228V225L195 224H189L186 220H181L179 218H171ZM170 227L167 223H160L157 224L150 229H143L144 231L151 230L152 232L160 231L161 229H166ZM204 228L211 230L212 224L205 223ZM184 244H188L187 240L182 241ZM255 247V245H253ZM194 251H198V249H194ZM47 260V257L44 258ZM50 264V262H49ZM255 264H264V257H261L258 261L255 262Z\"/></svg>",
    "mask_w": 264,
    "mask_h": 264
}]
</instances>
